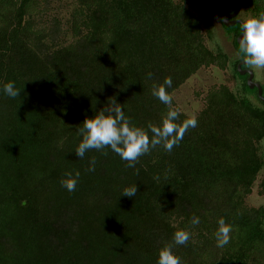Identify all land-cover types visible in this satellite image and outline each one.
Here are the masks:
<instances>
[{
	"label": "trees",
	"instance_id": "obj_1",
	"mask_svg": "<svg viewBox=\"0 0 264 264\" xmlns=\"http://www.w3.org/2000/svg\"><path fill=\"white\" fill-rule=\"evenodd\" d=\"M60 1L0 0V87L21 92L0 94V264H156L179 229L191 233L173 247L183 264H264V207L245 204L264 169V103L237 73L239 56L238 94L230 79L209 89L197 127L171 152L158 146L135 168L107 148L74 154L77 128L111 100L147 129L168 111L154 85L171 77L173 94L201 68L225 69L229 57L206 45L212 0H72L64 20L52 15ZM238 2L264 12V0ZM222 6L221 22L236 3ZM222 27L238 52L240 26ZM69 171L80 172L72 193L60 186ZM134 184L135 197L121 196ZM221 217L233 231L217 248Z\"/></svg>",
	"mask_w": 264,
	"mask_h": 264
},
{
	"label": "clouds",
	"instance_id": "obj_2",
	"mask_svg": "<svg viewBox=\"0 0 264 264\" xmlns=\"http://www.w3.org/2000/svg\"><path fill=\"white\" fill-rule=\"evenodd\" d=\"M238 23L241 33L237 40L239 68L247 70L249 74L252 70H264V12ZM147 78L151 79L152 73H147ZM172 85V78L165 77L161 84L153 86L152 96L168 108L158 125L149 123L147 129L134 125L131 118L125 115L121 104L113 99L93 118H86L82 122V127L77 128V134L81 139L74 154L78 159H83L91 150L103 152L107 148L125 162L126 167L135 168L140 157L158 146L166 152H171L174 147L179 146L185 133L198 125L195 115L177 122L180 112L172 106L173 97L168 91ZM20 93L14 81H8L0 87V94L12 99L20 96ZM88 165L87 171L94 172L95 157L89 159ZM79 180V171L65 172L60 180V186L72 193L76 191ZM137 191V185L134 184L124 188L121 196L133 198ZM190 223L193 226L199 225L200 218L193 216ZM232 231V225L226 223L224 218L217 220V230L214 233L217 248H223L230 243ZM190 239L189 231L184 229L174 231L171 242L158 249L156 264H183L182 259L174 254L173 247L186 246Z\"/></svg>",
	"mask_w": 264,
	"mask_h": 264
},
{
	"label": "rangeland",
	"instance_id": "obj_3",
	"mask_svg": "<svg viewBox=\"0 0 264 264\" xmlns=\"http://www.w3.org/2000/svg\"><path fill=\"white\" fill-rule=\"evenodd\" d=\"M180 0H173V2H179ZM214 7V16L211 22V26L208 29L205 25L203 28L207 35L206 45L212 51L220 50L229 57V62L224 70L217 67L210 66L208 68L199 69L194 75H192L184 84H182L175 92H173V102L175 107L189 118L193 115H197L204 106V98L209 89L226 84L227 79L231 80L232 91L236 94L237 82L232 78L231 63L238 58L237 52L232 44V36L223 29L220 21L224 10L222 6V0H212ZM72 0H62L60 2L53 3L55 7L54 14L60 19H67ZM53 13V12H51ZM252 17L249 12L241 9L236 17L240 21H244ZM208 33V34H207ZM254 74V81L262 85L263 97H264V70H252ZM253 97V96H252ZM251 98L252 102L258 104L256 99ZM259 152L264 159V139L259 143ZM264 169L260 171L257 176L256 182L252 188L249 196L245 199V204L248 207H264Z\"/></svg>",
	"mask_w": 264,
	"mask_h": 264
},
{
	"label": "water",
	"instance_id": "obj_4",
	"mask_svg": "<svg viewBox=\"0 0 264 264\" xmlns=\"http://www.w3.org/2000/svg\"><path fill=\"white\" fill-rule=\"evenodd\" d=\"M234 1L236 3V8H235L234 12H232V13L224 16L223 19H222V22H221L222 25L224 27H226V28L233 27L236 24L239 25L238 21H240V20L235 19V18L239 14V11H240V3L238 2V0H234ZM239 36L236 38V43H237V40H238ZM237 45H238V43H237ZM236 71H237V73L240 76L247 75L246 85H247L248 89L249 90L255 89L257 91V97H258V99L262 103H264V98L262 96V87H261V85L259 83H257V82L254 81V74H253V72L251 71V74H249L247 70L240 69L239 68V64L236 66Z\"/></svg>",
	"mask_w": 264,
	"mask_h": 264
},
{
	"label": "flooded vegetation",
	"instance_id": "obj_5",
	"mask_svg": "<svg viewBox=\"0 0 264 264\" xmlns=\"http://www.w3.org/2000/svg\"><path fill=\"white\" fill-rule=\"evenodd\" d=\"M228 15V14H227ZM235 19H237V18H235ZM244 76H246V79H247V75H244Z\"/></svg>",
	"mask_w": 264,
	"mask_h": 264
}]
</instances>
